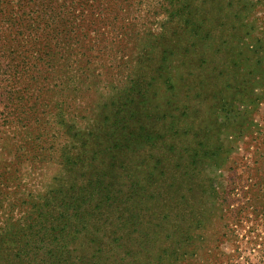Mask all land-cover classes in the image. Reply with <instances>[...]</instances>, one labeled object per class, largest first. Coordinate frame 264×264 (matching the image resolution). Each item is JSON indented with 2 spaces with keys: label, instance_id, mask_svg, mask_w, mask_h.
<instances>
[{
  "label": "rangeland",
  "instance_id": "rangeland-1",
  "mask_svg": "<svg viewBox=\"0 0 264 264\" xmlns=\"http://www.w3.org/2000/svg\"><path fill=\"white\" fill-rule=\"evenodd\" d=\"M5 2L0 264H264V0Z\"/></svg>",
  "mask_w": 264,
  "mask_h": 264
},
{
  "label": "trees",
  "instance_id": "trees-1",
  "mask_svg": "<svg viewBox=\"0 0 264 264\" xmlns=\"http://www.w3.org/2000/svg\"><path fill=\"white\" fill-rule=\"evenodd\" d=\"M17 1H22V0H17ZM45 2H48V3H52V2H54V0H44ZM9 7V9H8V12L9 11H12L13 10V8H10V6H9V3H7V2H5V0H0V12H1V10H5V11H7V8ZM15 10H16V12H19L21 9L19 8V7H16V8H14ZM1 17V16H0ZM18 17H20V15H18ZM6 98H9L8 96H6Z\"/></svg>",
  "mask_w": 264,
  "mask_h": 264
}]
</instances>
